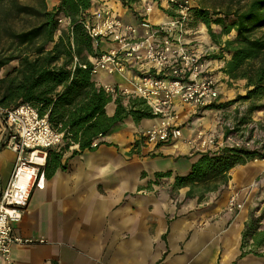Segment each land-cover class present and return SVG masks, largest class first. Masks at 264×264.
I'll list each match as a JSON object with an SVG mask.
<instances>
[{
  "label": "crops",
  "instance_id": "crops-1",
  "mask_svg": "<svg viewBox=\"0 0 264 264\" xmlns=\"http://www.w3.org/2000/svg\"><path fill=\"white\" fill-rule=\"evenodd\" d=\"M46 1L50 5L56 3V0ZM93 2L95 6H111L123 19L132 17L130 10L118 1ZM159 5L166 8L168 3ZM164 20L160 14L152 22ZM205 36L206 39L199 38L192 29L183 42L190 47L205 46L214 54L218 47ZM15 66L17 62L12 61L2 73ZM209 66L215 73L223 61L211 59ZM217 73L228 80L221 71ZM92 80L98 86L127 87L119 75L100 72L92 75ZM222 89L218 99L206 108L176 105L183 126L181 138L175 142L146 144L142 132L155 119L134 122L127 117L101 137V143L94 150L72 154L77 145L62 149V143L48 149L44 187L32 190L27 209L14 226L18 235L41 238L44 242L14 246L10 253L13 262L264 264V244L256 247L248 239L243 245L250 214L257 216L264 209V200L258 206L264 192L259 185H254L264 184L261 176L264 165L250 161L233 167L227 184L215 190L195 188L188 195V186H174L175 177L187 176L197 160L186 140L197 130L219 129L215 120L220 112L218 106L227 100L222 97L225 93ZM128 99L123 97L124 105ZM114 110L113 102L105 107L107 116H112ZM6 140L7 133L0 125V191L11 176L16 158L14 151L5 145ZM56 153H61V159L60 165L54 168ZM166 172L169 175L157 176ZM232 196L236 201L230 207ZM259 225L258 230L264 229V218ZM0 264H5L2 257Z\"/></svg>",
  "mask_w": 264,
  "mask_h": 264
},
{
  "label": "trees",
  "instance_id": "trees-1",
  "mask_svg": "<svg viewBox=\"0 0 264 264\" xmlns=\"http://www.w3.org/2000/svg\"><path fill=\"white\" fill-rule=\"evenodd\" d=\"M0 0L8 3L19 14H27L36 23L21 31H7V45L0 47V107L11 109L20 104H30L40 116L46 115L50 125L61 132L63 148L77 145L72 154L94 150L116 124L127 117L134 122L152 118L143 100L129 98L126 105L119 94L113 97L92 80L89 57L97 56L107 48L106 41H94L83 27L91 17L94 0H56L50 5L46 0ZM120 2L131 16L139 19V13L131 11L128 0ZM181 2L182 0H175ZM174 8V4H170ZM163 13L172 16V9ZM189 14L206 28L212 43L218 47L208 60L223 61L219 68L230 81L243 80L245 93L238 100L249 101L247 114L256 112L262 105L256 101L264 98V0L238 1L233 8L213 12L207 8L189 6ZM59 19L68 23L61 26ZM219 27V31L212 29ZM223 40L224 36H229ZM17 66L2 70L12 62ZM85 66V68L82 67ZM2 73V74H1ZM113 102L115 110L107 116L105 107ZM225 105H219V107ZM197 160L187 176L175 177L174 186L215 190L226 185L229 171L254 160H263L264 153L257 148L223 146L195 153ZM61 153L53 156V167L60 165ZM49 160L48 152L46 164ZM46 167V166H45ZM45 175V170H44ZM157 174L158 177L167 176ZM264 218L250 214L245 224L243 245L249 239L256 247L264 244V229L258 230Z\"/></svg>",
  "mask_w": 264,
  "mask_h": 264
},
{
  "label": "built area",
  "instance_id": "built-area-1",
  "mask_svg": "<svg viewBox=\"0 0 264 264\" xmlns=\"http://www.w3.org/2000/svg\"><path fill=\"white\" fill-rule=\"evenodd\" d=\"M167 3L174 4L173 15L162 13L165 20L157 23L150 19L154 4L149 2L142 6L138 23L123 19L107 4L95 6L91 17L83 22L91 39L106 41L108 45L97 56L89 57L91 74L102 72L123 77L125 88L106 84L101 87L113 97L119 94L143 100L155 119L142 132L148 145L172 143L181 138L183 122L176 111L177 104L206 108L220 95L219 81L209 66L210 48L190 47L183 42L191 32L187 28L189 1L167 0ZM155 7L158 10L156 3ZM67 23L66 19H59L61 26ZM0 125L7 133L5 145L16 155L11 176L0 191V257L5 264H15L10 258L14 246L44 242L41 238L18 235L14 226L21 221L32 190L43 189L47 150L59 145L63 134L50 125L46 115L40 116L27 103L11 109L0 107ZM224 127V131L221 126L197 130L186 143L194 154L226 145L252 148L249 141L234 135L233 126L224 124ZM235 201L234 196L230 197L229 206L233 207Z\"/></svg>",
  "mask_w": 264,
  "mask_h": 264
},
{
  "label": "rangeland",
  "instance_id": "rangeland-1",
  "mask_svg": "<svg viewBox=\"0 0 264 264\" xmlns=\"http://www.w3.org/2000/svg\"><path fill=\"white\" fill-rule=\"evenodd\" d=\"M190 6H197L207 8L213 12L224 11L225 9L231 7L233 8L237 5L238 1L245 3L246 0H188ZM131 4V11L139 13L142 10V6L146 3H153L155 7V3L158 6V11L156 8H153V11L150 15L151 21H155L157 17L162 15L163 11L166 9H170L171 5L165 8H162L159 4L167 2V0H128ZM155 2V3H154ZM23 3V0L20 1ZM166 6V5H165ZM112 8V7H111ZM172 9V8H171ZM129 15V14H128ZM160 19V18H158ZM126 20V19H125ZM130 22L138 23V19L130 17L128 19ZM36 23V19L27 14H19L13 8H11L8 3H4L1 5V13H0V47L7 45V31H21L29 28L33 24ZM201 27V32H199V28ZM187 28L192 31H197V36L199 38L206 39L205 35L207 34L206 28L202 23L193 19L192 15L189 14V20L187 22ZM212 29L215 31H219V27L216 25H212ZM229 36H224V39H227ZM218 52V50H217ZM217 52H214L216 54ZM216 71L214 74L217 76L219 81V91L222 87L224 102H221L219 105H225L219 107V113L216 115L215 120L218 122V125L221 126V130L224 131V124H229L233 126L234 135L237 138H243L245 141H249L252 148L260 149L264 153V98L260 101H256V105H262L260 109L256 112H252L251 114H247V106L249 105V101L238 100L239 95H244L245 93V82L243 80L230 81L222 79L221 76ZM240 90V91H238ZM244 91V92H243ZM243 93V94H242ZM182 130V129H181ZM261 161V160H256ZM264 162V159L262 160ZM264 176V172L261 175ZM261 176L258 177L255 182L261 179ZM255 185V184H254ZM260 190L264 192V184L260 185L258 183ZM264 197V194L261 196ZM264 199H261L259 205L262 204ZM262 208H264V204H262Z\"/></svg>",
  "mask_w": 264,
  "mask_h": 264
},
{
  "label": "bare ground",
  "instance_id": "bare-ground-1",
  "mask_svg": "<svg viewBox=\"0 0 264 264\" xmlns=\"http://www.w3.org/2000/svg\"><path fill=\"white\" fill-rule=\"evenodd\" d=\"M154 8H156V7H154ZM254 163H256V164H258V165H264V162L263 161H254Z\"/></svg>",
  "mask_w": 264,
  "mask_h": 264
}]
</instances>
